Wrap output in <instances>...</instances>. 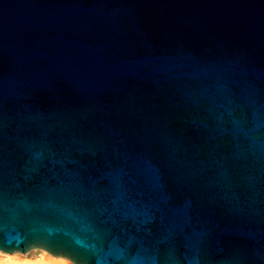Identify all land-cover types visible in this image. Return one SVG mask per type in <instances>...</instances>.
<instances>
[{
  "label": "water",
  "instance_id": "95a60500",
  "mask_svg": "<svg viewBox=\"0 0 264 264\" xmlns=\"http://www.w3.org/2000/svg\"><path fill=\"white\" fill-rule=\"evenodd\" d=\"M264 264V0H0V252Z\"/></svg>",
  "mask_w": 264,
  "mask_h": 264
},
{
  "label": "bare ground",
  "instance_id": "6f19581e",
  "mask_svg": "<svg viewBox=\"0 0 264 264\" xmlns=\"http://www.w3.org/2000/svg\"><path fill=\"white\" fill-rule=\"evenodd\" d=\"M0 264H73L68 259L54 257L43 250H33L26 254H6L0 252Z\"/></svg>",
  "mask_w": 264,
  "mask_h": 264
},
{
  "label": "rangeland",
  "instance_id": "374dc122",
  "mask_svg": "<svg viewBox=\"0 0 264 264\" xmlns=\"http://www.w3.org/2000/svg\"><path fill=\"white\" fill-rule=\"evenodd\" d=\"M32 252V251H31Z\"/></svg>",
  "mask_w": 264,
  "mask_h": 264
}]
</instances>
